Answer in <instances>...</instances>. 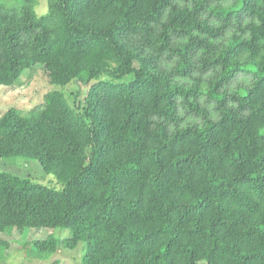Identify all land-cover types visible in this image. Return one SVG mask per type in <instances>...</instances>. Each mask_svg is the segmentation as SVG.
<instances>
[{
  "label": "trees",
  "instance_id": "trees-1",
  "mask_svg": "<svg viewBox=\"0 0 264 264\" xmlns=\"http://www.w3.org/2000/svg\"><path fill=\"white\" fill-rule=\"evenodd\" d=\"M46 1L0 0V85L37 65L54 85L95 81L0 116V161L36 158L62 183L0 172V232L70 227L35 251L86 241L81 264H264V0ZM196 56L216 116L179 79Z\"/></svg>",
  "mask_w": 264,
  "mask_h": 264
},
{
  "label": "rangeland",
  "instance_id": "rangeland-1",
  "mask_svg": "<svg viewBox=\"0 0 264 264\" xmlns=\"http://www.w3.org/2000/svg\"><path fill=\"white\" fill-rule=\"evenodd\" d=\"M11 4L10 0H7ZM40 15L47 11V1L39 0L35 6ZM232 31L228 33V37ZM166 58L165 56L163 57ZM163 65L170 62L161 61ZM197 69L192 72V77L179 78L182 82H198L201 93L198 94L197 101L202 108H206L213 116H216L215 103L208 101V96L203 92L207 86V79L212 75L211 71L204 72L199 67L201 60L199 56L195 58ZM133 76L125 77V81H130ZM245 74H239L229 85V89L234 90L239 86L248 83ZM93 80L92 82H94ZM91 82V83H92ZM90 83V84H91ZM90 84H82L77 81L66 86L54 85L43 66L37 65L26 70L21 78L12 86L0 85V116L10 107L18 108L22 113H29L31 110H39L44 107L46 94L53 89H60L65 92L69 101L73 104L76 93L79 100L83 101L87 95ZM180 114L184 117V122L201 121L200 114L181 106ZM0 172H7L20 177H28L33 182L46 184L56 188L62 187L56 176L44 170L40 161L36 158L26 156H11L0 161ZM55 234L59 238L68 237L71 234L70 227H25L22 231L12 229L9 232H0V264H49L52 260L58 259L60 264H81L82 256L87 250V242L80 241L76 248L70 249L60 246L56 253L46 258L37 256L34 240L44 239L49 234ZM33 244V245H32Z\"/></svg>",
  "mask_w": 264,
  "mask_h": 264
}]
</instances>
